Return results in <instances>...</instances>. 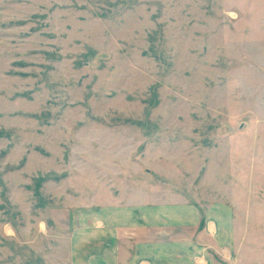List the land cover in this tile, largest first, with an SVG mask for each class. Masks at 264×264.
<instances>
[{"label":"rangeland","instance_id":"374dc122","mask_svg":"<svg viewBox=\"0 0 264 264\" xmlns=\"http://www.w3.org/2000/svg\"><path fill=\"white\" fill-rule=\"evenodd\" d=\"M169 196L264 218V0H0V264Z\"/></svg>","mask_w":264,"mask_h":264},{"label":"crops","instance_id":"0c3cea01","mask_svg":"<svg viewBox=\"0 0 264 264\" xmlns=\"http://www.w3.org/2000/svg\"><path fill=\"white\" fill-rule=\"evenodd\" d=\"M239 208L170 196L99 206L57 264H264V218L247 229Z\"/></svg>","mask_w":264,"mask_h":264}]
</instances>
